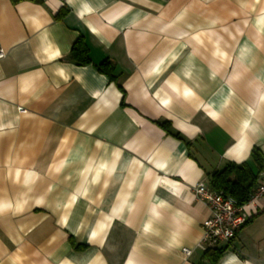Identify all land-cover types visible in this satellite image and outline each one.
<instances>
[{"label": "crops", "instance_id": "crops-1", "mask_svg": "<svg viewBox=\"0 0 264 264\" xmlns=\"http://www.w3.org/2000/svg\"><path fill=\"white\" fill-rule=\"evenodd\" d=\"M39 1L0 0V264H209L192 189L264 156V0ZM246 213L215 264H264Z\"/></svg>", "mask_w": 264, "mask_h": 264}, {"label": "trees", "instance_id": "trees-1", "mask_svg": "<svg viewBox=\"0 0 264 264\" xmlns=\"http://www.w3.org/2000/svg\"><path fill=\"white\" fill-rule=\"evenodd\" d=\"M13 4L22 1H30L38 3L39 0H10ZM62 12H60V15ZM70 60L78 65L89 63L88 50L84 42L77 40L70 52ZM98 70L107 73L111 78L112 67L108 61H103ZM166 133L179 138L177 134H172L167 122L157 123ZM250 158L255 165L257 172L253 173L250 167L245 164L228 163L221 170L214 171L209 175L208 186L211 190L222 192L223 194L232 197L239 205L246 204L258 185V177L261 172H264V156L258 148H253ZM80 248V247H79ZM224 249L207 248L203 250V257L209 264H215Z\"/></svg>", "mask_w": 264, "mask_h": 264}, {"label": "built area", "instance_id": "built-area-1", "mask_svg": "<svg viewBox=\"0 0 264 264\" xmlns=\"http://www.w3.org/2000/svg\"><path fill=\"white\" fill-rule=\"evenodd\" d=\"M3 56L0 51V58ZM192 191L195 199L201 201L209 211V217L202 225V236L197 246L201 250L218 248L220 245H230L248 221L246 208L264 196V177L250 195L248 202L243 205H239L235 199L222 192L211 190L204 182L197 183ZM182 253L188 257L191 251L183 248Z\"/></svg>", "mask_w": 264, "mask_h": 264}]
</instances>
